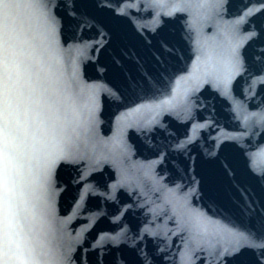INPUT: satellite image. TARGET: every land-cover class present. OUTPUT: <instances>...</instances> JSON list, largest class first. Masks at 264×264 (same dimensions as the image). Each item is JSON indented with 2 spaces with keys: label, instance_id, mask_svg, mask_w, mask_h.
Masks as SVG:
<instances>
[{
  "label": "water",
  "instance_id": "water-1",
  "mask_svg": "<svg viewBox=\"0 0 264 264\" xmlns=\"http://www.w3.org/2000/svg\"><path fill=\"white\" fill-rule=\"evenodd\" d=\"M41 2L54 30L28 10L20 48L41 61L46 110L69 141L44 219L105 264H251L264 0Z\"/></svg>",
  "mask_w": 264,
  "mask_h": 264
},
{
  "label": "snow or ice",
  "instance_id": "snow-or-ice-1",
  "mask_svg": "<svg viewBox=\"0 0 264 264\" xmlns=\"http://www.w3.org/2000/svg\"><path fill=\"white\" fill-rule=\"evenodd\" d=\"M46 7L41 0H0V264H52L34 222L47 214L52 169L67 159L69 141L58 117L46 110L51 105L45 100L41 61L20 48L22 38L29 44L28 10L39 9L54 30ZM231 67L243 70L235 51ZM257 82L264 84V77L254 79L253 86ZM37 146L43 152L39 162ZM253 237L258 243L248 247L259 249L260 255L251 264H264V231Z\"/></svg>",
  "mask_w": 264,
  "mask_h": 264
}]
</instances>
